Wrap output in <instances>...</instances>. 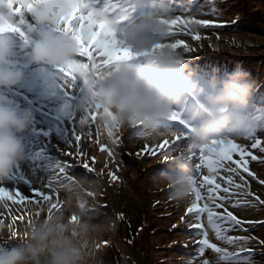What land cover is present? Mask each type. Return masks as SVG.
I'll return each mask as SVG.
<instances>
[{"label": "clouds", "instance_id": "1", "mask_svg": "<svg viewBox=\"0 0 264 264\" xmlns=\"http://www.w3.org/2000/svg\"><path fill=\"white\" fill-rule=\"evenodd\" d=\"M5 11L0 12V86L11 87L24 78V71L10 59L12 41L8 33L17 26L14 3L3 0ZM71 0H45L42 6H33L31 12L40 25L58 24L73 15ZM174 14L167 12L142 15L139 22L124 31L120 39L136 52L148 53L143 63H128L106 78L91 75L76 105L77 110L86 111L100 103L104 109L115 114L119 127L141 126L145 135L158 139L162 135H174L176 130L161 127L172 116L175 105L191 93L198 83L193 79L195 70L183 62L177 48L154 46L164 41ZM193 30L198 25H191ZM26 42L24 47H28ZM80 51V43L70 33L46 30L39 33L31 52L36 64H47L55 68L67 66ZM214 72L219 69H214ZM61 80L58 72L50 73L45 80L49 89H55ZM217 81L213 77V85ZM222 86L205 97V103L195 113L199 126L191 132L189 144L192 150L210 145L214 139L244 136V132L233 116L248 105L256 87L251 74L238 65L221 82ZM31 109L23 110L9 103V97L0 91V177L8 176L17 161L25 155V144L21 138L32 120ZM99 122L113 124L107 116ZM192 163L187 156L177 155L170 168L161 170L157 177L169 186V198L187 200L192 194ZM74 205L70 216L63 211L49 214L46 219L30 225L27 234L13 247L0 245V264H89L93 241L105 231L114 229L116 220L105 217L99 201L93 199L99 184L89 178H74L62 181L60 186ZM42 207V206H41ZM120 214H117L119 217ZM75 216V221L71 218ZM3 225H0V231Z\"/></svg>", "mask_w": 264, "mask_h": 264}, {"label": "snow or ice", "instance_id": "2", "mask_svg": "<svg viewBox=\"0 0 264 264\" xmlns=\"http://www.w3.org/2000/svg\"><path fill=\"white\" fill-rule=\"evenodd\" d=\"M9 2L18 5L15 8L17 12H23L35 6L38 0H9ZM71 2L75 6L73 15L58 23L62 32L70 33L80 43L78 55L67 66L57 68L66 92L71 90L78 78H83L84 84L88 83L91 75H95L97 79L106 78L113 72L118 71L123 62L141 55H148V53L134 51L126 42L118 38L112 24L104 18L102 13L92 8L90 0H71ZM174 16L175 18L170 22L169 31L164 41L155 45L153 51L167 46L177 49L183 46L185 51L190 52L192 49L186 41L177 37L187 35L194 41H199L201 36L196 30H193L191 25L195 24L198 27L221 26L217 21L211 19H196L183 14H174ZM10 30L24 35L17 26ZM102 115L109 117L113 124L102 125L97 123ZM168 120L181 121V123L186 124L185 121L181 120V115L177 111H174ZM78 124L86 125L88 131L74 130L70 145L72 150L66 152L67 157L75 156L81 160L86 158V153L81 150V144L85 139L91 141L93 128H95L96 143L99 145V150L114 159L113 148L108 144H100L98 139L103 128L112 145L118 146L121 143V137L118 135L119 125L116 123L114 113L109 112L100 103H97L94 107L85 111V115L78 121ZM137 127V135L146 136L143 128L141 126ZM161 127L172 129L165 122L161 124ZM190 136L191 132L187 129L176 131V134L171 136L162 135L158 143L145 144L136 155L138 157L148 156L149 158L162 156L163 162H172L176 156L170 154L179 150V156H187L191 161L193 174L190 182L192 184L193 199L186 209V214H192L197 222L188 223L187 227L195 229L197 235L201 237L195 242L199 246L197 256H204L206 250H212L217 254L215 262L203 259L201 264H251V254L253 252L251 248L241 247L239 252L229 251L227 247H221L212 242L209 232L211 230L214 233L216 240L235 245L239 241L247 243L249 237L228 235L229 232L248 231L246 225L264 224V221L241 219L229 210L230 207H240L241 205L255 206L252 200L247 199L249 195L254 196V200L260 205H264V199L247 191L242 193L244 199L239 198L241 193L238 190L244 189L248 183L240 172L242 169L243 173H249L248 162L244 157L246 154L253 160H256L257 157L248 152L246 146L238 144L232 138L214 139L210 145L192 150L188 143ZM245 136L251 141V149L259 148L260 151L264 152V147H262L264 140L258 138L254 132ZM73 141H75L74 144ZM237 152L239 158L234 159L233 156ZM90 160L95 162L96 157H90ZM82 167L89 173L95 171L89 163H83ZM71 169L72 164L67 160L58 164L43 188H34L30 195H25L19 190H10L0 186V204H3L7 209L9 202L22 205L27 201L28 203H34L37 207L47 203L50 205L49 213L51 214L52 209L59 210L61 206L58 199V188L61 181L72 182L74 180V177L69 175ZM205 169L208 174H203ZM222 172L225 175H221ZM250 175L254 176V173ZM109 176L112 181L120 179L113 171H109ZM234 176H238L241 183H236ZM259 183L264 185V180H259ZM54 197L56 198L55 203H53ZM9 211L11 210L9 209ZM13 219L19 220L22 217H13ZM71 219L75 221L76 218L73 216ZM181 219L183 220V217ZM173 227H176V225ZM259 243L264 245V240H260ZM189 264H192V261H189Z\"/></svg>", "mask_w": 264, "mask_h": 264}, {"label": "trees", "instance_id": "3", "mask_svg": "<svg viewBox=\"0 0 264 264\" xmlns=\"http://www.w3.org/2000/svg\"><path fill=\"white\" fill-rule=\"evenodd\" d=\"M215 1H221L222 6L224 9L227 10L228 16H222L225 17L221 22L219 23L220 31L217 33L213 29H198L196 30L199 34H201V39L199 41H196L197 45L192 46L189 45L192 49V51L187 52V51H181L177 49L182 56L183 62L188 64V62L192 58L196 57H213L215 59H218L222 56L225 55H233L237 57H241L240 59H230L231 61L237 62L239 65L243 67L244 70L248 71L251 74V79L255 81L256 87L253 91V94L251 98L249 99L250 101H255L256 104V109H262L264 108V37H259L262 36L261 34L257 35L259 32L255 29H247V31H242L240 32H235L233 29L229 26L233 16L230 13L236 12L238 15L243 19L244 23H247L248 21H255L256 16H252V13L258 12L259 9H257L258 3H261L262 0H215ZM264 1V0H263ZM235 8V9H234ZM249 15V16H243V15ZM261 16V13L260 15ZM215 21H218V19H215ZM179 38V37H177ZM200 45V46H199ZM239 54L243 56H239ZM248 56V58H246ZM256 56H262L261 58H255ZM251 57H254V59H251ZM189 65V64H188ZM75 99L79 100L80 95H81V89L77 88L75 91ZM54 125H58L57 122H54ZM175 130L176 131H181V124L179 122L175 123ZM48 135L51 136V142L54 145V149L57 154H65L69 150H66V147L68 145L66 144V147L64 145V142L62 141L63 138H61L55 130H50L48 132ZM133 143H140V140L138 142L133 141ZM139 145V144H138ZM140 146V145H139ZM62 147L63 152H60L59 148ZM138 148V146H136ZM136 157H138L135 154ZM144 159L148 160V156H142ZM66 161V158H64L63 155H60L58 157V164L63 163ZM134 162V161H133ZM113 168V167H112ZM140 164L137 163L135 164L136 169H140ZM144 171H146V168H143ZM114 170V168H113ZM112 169L109 170H104V168H99V170L94 171V177L95 179H92L89 177L86 173L85 170H79V173L75 175V178H80V177H87L90 180L96 181L99 186H100V191L99 193L93 197V199L97 201H102V202H107L110 205V214L109 216L112 217L114 220H116V226L114 229H110L105 231L102 235L97 236L93 243V248H92V254L95 253V251L103 250L101 245L99 244L100 241L102 240H109L112 238H115L116 236L119 235V227L124 226L125 227V232L128 234V228L132 230L133 227L138 225L147 224L148 223V217H147V210H148V199L151 196V184H142V185H137V186H132L128 183H125L123 179L119 176L118 181H112L111 177L109 176V171H113ZM115 172V171H113ZM36 186L41 187L43 183V179L35 180ZM131 181H129L130 183ZM137 183V182H136ZM110 185L113 189L114 196L110 197L109 200L105 198V196L108 194V188L105 186ZM55 187V185H54ZM128 191L129 193L128 197L125 196V192ZM133 194V199L136 200L132 202L131 199V193ZM65 200H64V207H69L68 204V197L67 194L62 193ZM155 194L153 193V196ZM59 199V197H58ZM116 199V203H113ZM56 202V198H54L53 203ZM144 202V204H142ZM133 205L131 206V204ZM48 206H50L47 203H44ZM146 206V208H145ZM34 207V205H32ZM74 208V207H73ZM73 208H63L60 206L59 210L58 209H52V213L63 211L66 216H70ZM36 209H40V207L36 206ZM118 209V212L120 214L119 217H116L114 214V210ZM48 214H50L48 212ZM104 216H101L99 219H104ZM127 224H123V221H125ZM259 226L261 224H253V226ZM147 228H144L142 230V233L144 232V235L146 234ZM153 231H155L153 229ZM124 234V235H126ZM25 236V235H23ZM201 237L199 236V239ZM7 239V238H6ZM259 235L254 236V241L256 243V246L253 245L251 242L253 239H250L247 243H243L238 249L241 247L243 248H251L253 250L251 254V260L255 261V263L259 264H264V245H261L259 243L260 241ZM18 242H9V241H2V245L5 247H13L16 246ZM123 243V241H122ZM142 245V243H139ZM175 245H177L179 248H185L180 242H176ZM154 247L156 249H162L164 247L162 245V242H157ZM125 250V249H124ZM122 251V250H121ZM122 254L124 255L125 252L123 251ZM247 255V254H246ZM127 257V256H126ZM126 257H120L118 259L120 264H126L128 263V260ZM178 259V264H183V258L179 257ZM206 258H201V259H196V261L193 262V264H201V261ZM173 261V260H170ZM89 264H92V259L89 260Z\"/></svg>", "mask_w": 264, "mask_h": 264}, {"label": "rangeland", "instance_id": "4", "mask_svg": "<svg viewBox=\"0 0 264 264\" xmlns=\"http://www.w3.org/2000/svg\"><path fill=\"white\" fill-rule=\"evenodd\" d=\"M44 2H45V0H42L39 3V6H42ZM138 2H140V0H134L133 1V5H132L133 8L136 7V6H134V4L138 3ZM174 3L178 4V2L176 0L174 1ZM257 9H259V11L252 13V16H256L255 19H258V20H259V18H261V21H259L257 23V25H259L262 29L260 31H257V32H259L257 35L261 34L262 36H259V37H264V1L263 0H262L261 3H258ZM24 11L28 12L29 10L26 9ZM260 13H261V16H259ZM14 14H18V13L15 12ZM135 14L138 16L139 12H135ZM31 16H33L32 12H31ZM247 16H249V15H247ZM124 25L125 26L123 28H121V30L118 31L119 33H120V31H126L127 29L131 28L132 26H134V23L132 21H126ZM245 30L247 31V29H245ZM199 35L201 36V34H199ZM187 37H188L187 35H182V38H187ZM185 41L187 43L189 40H185ZM190 44L192 46H196L197 45L196 41H194L193 39L190 41ZM239 56H243V55L239 54ZM261 57L262 56H256L255 58H261ZM246 58H248V56H246ZM255 58L251 57V59H254V60H255ZM53 72L56 73V69H54ZM80 82L82 83L81 79H80ZM2 87L3 86H0V90L2 89ZM62 87H64V86H63V81L61 79L60 82L58 83L57 87L55 89H53L54 92H55L54 96L49 99L50 101L45 102L46 104L49 105V107H52V105H59V110H60L62 107H64L66 101H68V99H66L64 97L63 93H62L63 92L62 89H61ZM8 92H9V96L8 97L11 98V101L9 103H11L13 106H15L16 105V100L12 97V94L14 92H12V91H8ZM68 110L69 111H68L67 114L70 115L72 113V111H70V110H72V109H68ZM60 116L62 117V119H70L71 118L70 116H64V115H61V114H60ZM75 116L77 117V115H75ZM56 117L58 119H61V117H59V116H56ZM49 130H50V128H49ZM135 139L138 140V137H135ZM233 157H234V159L239 158V153L238 152L235 153ZM256 157H257L258 161H254L252 164L250 162V160H253V159H251V157L249 158L250 159L249 161L247 160L249 172L251 174L254 173V176L253 175H252V177L248 176L247 173H243L242 169L240 170V172L244 176V178H246V177L249 178L251 180L252 184L254 185V186L253 185H249V189L254 191L261 199H264V185H261L259 183V180H264V154H263V152H260L259 154H257ZM128 160H129L128 164L133 163V161H135L133 159V157H131ZM234 180H235L236 183H237V181H240L238 176L237 177L234 176ZM238 191L243 193L246 190L245 189H241V190H238ZM8 206H9V209L11 210V211H8V213H7V217L9 219L4 220V219L0 218V225H3V230L0 231V234L3 235L7 239L10 238L8 241H17L16 239H13V238H20L21 239V237H23V235H24V231L27 228H29V227L26 224L25 225L16 224L14 222L13 217H17L18 208H17V206L15 204H13L11 202H9ZM257 210H249V211H247L245 213V215L247 217H250V218H264V208H258ZM240 214H244V213H240ZM27 218H29V217H27ZM161 220H164V219H161ZM163 223H165V222H163ZM177 225L178 224H176V226ZM263 230H264L263 227H260L258 229V234H259V237H260L261 240H264V232H263ZM163 231H164V229H163ZM181 234L184 237L189 235L184 230H182ZM209 234H210L211 238L215 242H220V241L216 240V238L214 236V233L211 230H210ZM141 236H142V233H141V235L138 238H140ZM117 240H118V242H121L120 238H118ZM155 252H157V249H154V253L152 254V259L151 260L150 259H147V260L129 259L130 262H128L126 264H153L152 260L155 257ZM212 253H213V257H214V252H211V254ZM263 258H264V256H263ZM91 259H92V264H120L119 261L114 256H104V255H100V254H97V253L92 254Z\"/></svg>", "mask_w": 264, "mask_h": 264}, {"label": "bare ground", "instance_id": "5", "mask_svg": "<svg viewBox=\"0 0 264 264\" xmlns=\"http://www.w3.org/2000/svg\"><path fill=\"white\" fill-rule=\"evenodd\" d=\"M165 1V0H164ZM145 2H146V0H140V3H142V4H145ZM137 8H135V10H136ZM0 11H1V9H0ZM136 14H134V16H135ZM256 111L258 112L259 110H257L256 109ZM260 119H262V120H264V117L262 116V114L260 115ZM134 181V180H133ZM146 181L147 182H154V180H151V179H146ZM135 193V191L133 192V193H131L130 195H131V199H132V202H134V201H136V200H134L133 199V194ZM54 200V199H53ZM142 204H144V202H142ZM263 229H264V227H263ZM263 232H264V230H263Z\"/></svg>", "mask_w": 264, "mask_h": 264}]
</instances>
